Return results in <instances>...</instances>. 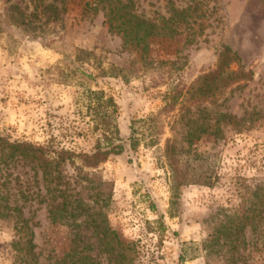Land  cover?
<instances>
[{
  "label": "rangeland",
  "instance_id": "obj_1",
  "mask_svg": "<svg viewBox=\"0 0 264 264\" xmlns=\"http://www.w3.org/2000/svg\"><path fill=\"white\" fill-rule=\"evenodd\" d=\"M49 1L0 0V136L90 154L98 133L87 91H101L114 103L123 150L93 169L80 159L61 165L65 210L46 195L31 163L0 166V203L27 220L37 264H264V219L255 232L245 228L246 244L213 240L218 225L251 214L254 192L264 218V0H197L201 16L172 38H151L143 56L122 47L100 12L81 13L88 0H61L55 22L34 10V3ZM170 1L176 9L192 5ZM133 3L146 20L168 16L166 0ZM222 46L237 54L249 81L214 104L172 101L215 67ZM202 108L211 124L219 113L243 120L236 131L224 128L222 139L200 135L187 144V120L199 135ZM167 141L190 172L207 170L213 179L210 187H180L171 204ZM49 209L59 214L56 223ZM89 220H104L124 243H100ZM16 240L13 219H0V264H24L12 247Z\"/></svg>",
  "mask_w": 264,
  "mask_h": 264
},
{
  "label": "trees",
  "instance_id": "obj_2",
  "mask_svg": "<svg viewBox=\"0 0 264 264\" xmlns=\"http://www.w3.org/2000/svg\"><path fill=\"white\" fill-rule=\"evenodd\" d=\"M55 2L56 0H50L45 4L43 2L34 3V10L38 9L47 22L58 21L60 14L64 11V5L60 0V7H57ZM189 2L192 4L190 7L176 9L170 0H166L168 16H161L156 22L137 15L133 0H88L83 2L81 13L85 15L100 12L106 30L119 36L122 47L136 50L140 56H143L147 52L151 38H172L201 16L199 2L197 0H189ZM239 62L240 59L235 52L227 46H222L217 54L215 67L197 76L183 94L171 96V100L177 102L180 99L181 103L187 105L214 104L215 99L221 96L229 87L249 81L251 78L250 72L243 71V68L239 66ZM233 65L238 66L234 69L232 68ZM87 97L88 104L86 108L92 124L91 129L98 133V138L95 140L90 154H75L68 150L54 149L29 142L8 141L0 136V166L5 167L20 161L31 163L34 168L40 171L46 195L51 200L60 199L57 206H61L63 210L70 205V199H67L69 196H67L66 190L60 188L66 184L62 181L63 177L59 169L61 165L65 162H73L74 159H80L84 166L93 169L98 164L105 162L109 156H117L123 150L114 123V103L111 98H104L101 91H87ZM202 110L205 123L201 125V130H198L199 135L195 134L197 127L193 126V120H187L186 125L191 126L190 129H192V132L185 137L187 144L192 140L199 139L200 135L222 139L224 128L236 131L243 120H237L228 113H219L213 118L211 124L209 112L204 108ZM129 145H133L131 141ZM180 156V150L177 149L175 144L172 141H167L163 147V158L170 180V204L172 203L171 199L177 198L180 187L188 184L210 187L213 182L212 176L207 170L200 171L201 173L190 172L181 162ZM101 183L96 185L100 186ZM253 194L257 202L250 211L251 214L239 217L233 216L225 224L218 225L215 230L216 237L213 240L220 237L224 241H228L229 244H246L243 233L245 228L248 227V229L255 232L264 219L261 211L263 204L260 202L261 200H258L257 194L255 192ZM98 195L99 193L96 192L95 197H98ZM70 209L77 210L75 206ZM58 215L53 210H48L51 223L57 222ZM10 217L13 219L14 234L17 236V240L12 243L13 249L16 253H20V261H23L24 264H37L33 253V233L29 229L27 220L22 217L19 208L14 206L10 209L6 204L0 203V219ZM89 225L100 243L106 242L105 244L116 245L124 243L105 225L104 220L101 221V224L89 220Z\"/></svg>",
  "mask_w": 264,
  "mask_h": 264
}]
</instances>
